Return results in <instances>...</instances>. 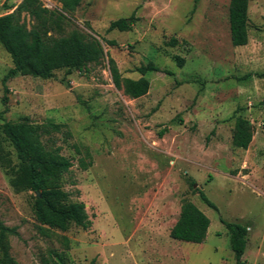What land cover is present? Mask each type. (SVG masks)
Instances as JSON below:
<instances>
[{
  "label": "rangeland",
  "instance_id": "rangeland-1",
  "mask_svg": "<svg viewBox=\"0 0 264 264\" xmlns=\"http://www.w3.org/2000/svg\"><path fill=\"white\" fill-rule=\"evenodd\" d=\"M20 1L0 0V15ZM40 1L50 10L61 6ZM228 5L229 0H81L66 13L62 30L47 35L77 30L103 37L105 60L85 69L62 68L47 79L16 74L5 83V102L2 79L12 61L0 44L5 150L15 163L1 133L4 121L26 116L62 124L61 132L42 140L71 160L62 189L71 201L84 203L91 221L86 229L70 225L65 231L42 225L32 211L35 194L15 190L0 164V220L16 228L7 239L16 264H41L50 250L64 252L60 264H235L220 218L247 225L243 264H264V0H249L248 41L241 46L230 41ZM131 14L137 19L130 30H107L111 20ZM21 22L27 28L35 23L26 13ZM171 37L175 45L168 44ZM175 55L183 58L181 67ZM108 57L123 77L138 78L136 68L150 60L172 74L147 72L148 92L130 98L113 84ZM237 116L252 130L246 149L232 144ZM84 147L91 154L87 169L78 160ZM184 200L210 220L201 243L169 236Z\"/></svg>",
  "mask_w": 264,
  "mask_h": 264
},
{
  "label": "trees",
  "instance_id": "trees-1",
  "mask_svg": "<svg viewBox=\"0 0 264 264\" xmlns=\"http://www.w3.org/2000/svg\"><path fill=\"white\" fill-rule=\"evenodd\" d=\"M54 1L61 4L60 9L50 10L44 7L40 0H21L14 10L0 15V44L12 61V67L2 79L3 102L7 92L5 83L16 74L47 79L53 76L54 71L62 68L68 71L77 67L85 69L88 64L98 65L105 60L103 37L77 30L57 37L47 35L48 31L60 32L62 23L66 20V13L73 11L81 2V0ZM248 2L249 0H229L228 22L233 46L245 45L248 41ZM22 13L28 14L35 21L30 28L26 27L25 22H21ZM136 19L131 14L128 17L111 20L107 30H130ZM109 43L113 44L111 41ZM176 43L174 37L168 41L169 45ZM174 59L177 66L183 65L182 57L175 55ZM107 62L113 84L130 98H139L148 92L150 82L145 77L147 72L160 71L167 75L172 74L150 60L136 68L140 76L133 79L123 77L112 58L108 57ZM62 126L51 120L35 123L26 116L15 121H4L1 133L14 149L17 161L12 162L0 137V164L10 174V184L15 190H28L35 194L32 211L38 222L48 228L62 231L67 230L70 225L86 229L91 221L84 203L71 201L69 193L63 190L61 185V177L69 171L72 162L60 153L59 146L47 147L42 140L45 135L61 132ZM165 131L166 128H163L158 134L162 136ZM66 135H69V132ZM251 139L249 121L237 116L233 126L232 144L246 149ZM83 149L84 156L78 160L80 167L87 169L91 165V154L87 147ZM193 183L191 181V185ZM198 193L202 201L216 208L202 190H198ZM220 221L228 231L235 264H243L241 257L246 247L247 225L223 218H220ZM209 224V218L192 201L184 200L179 215L169 230V236L182 242L201 243L206 237ZM16 234L15 227L6 226L0 220V264H16L8 253L7 244L8 236ZM63 242L64 249L67 250L69 248L67 239L64 238ZM63 260L64 252L50 250L47 256L41 258V264H60Z\"/></svg>",
  "mask_w": 264,
  "mask_h": 264
}]
</instances>
